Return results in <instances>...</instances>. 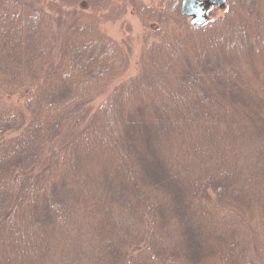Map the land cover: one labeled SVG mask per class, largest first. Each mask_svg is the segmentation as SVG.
Here are the masks:
<instances>
[{
  "label": "trees",
  "instance_id": "obj_1",
  "mask_svg": "<svg viewBox=\"0 0 264 264\" xmlns=\"http://www.w3.org/2000/svg\"><path fill=\"white\" fill-rule=\"evenodd\" d=\"M226 2H139L126 77L110 0H0V264H264V0Z\"/></svg>",
  "mask_w": 264,
  "mask_h": 264
},
{
  "label": "rangeland",
  "instance_id": "obj_2",
  "mask_svg": "<svg viewBox=\"0 0 264 264\" xmlns=\"http://www.w3.org/2000/svg\"><path fill=\"white\" fill-rule=\"evenodd\" d=\"M111 1V12L113 15L103 18L101 21V28L108 34L118 40L122 41L124 45H129L131 48V62L126 77L133 76L140 69L139 63H141L142 53L148 40H150L149 31L154 27L153 25H145L136 11V5L143 1L148 4L157 5L159 0H110ZM227 3V2H226ZM226 5V4H225ZM120 7L121 13L116 10ZM225 7V6H224ZM224 7L213 5L211 7L210 16H218L223 13ZM116 9V10H115ZM188 18V17H187ZM189 20V18H188ZM259 36H249L250 44L243 41L241 46H247V48L240 50L239 52H233L235 61H240V65L247 68L248 71L256 70L259 72L260 69H264V34H258ZM260 37V42L257 38ZM237 49V45H236ZM252 49L251 52L249 50ZM241 59V60H240ZM252 83L257 82L261 86L264 83V75L259 76L253 74L249 76ZM263 82V83H262ZM94 173L96 171H93ZM70 253V254H69ZM76 255L75 248L71 247L66 253L61 254V260L66 264H71L70 259H74ZM77 256V255H76ZM62 262V263H63ZM73 263V262H72ZM76 263V260H75ZM58 264V263H56Z\"/></svg>",
  "mask_w": 264,
  "mask_h": 264
},
{
  "label": "water",
  "instance_id": "obj_3",
  "mask_svg": "<svg viewBox=\"0 0 264 264\" xmlns=\"http://www.w3.org/2000/svg\"><path fill=\"white\" fill-rule=\"evenodd\" d=\"M225 3L226 0H181L180 13L190 17L191 24H204L210 19L211 6L223 7Z\"/></svg>",
  "mask_w": 264,
  "mask_h": 264
}]
</instances>
